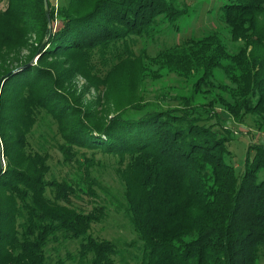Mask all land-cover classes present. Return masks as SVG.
<instances>
[{
	"label": "trees",
	"instance_id": "1",
	"mask_svg": "<svg viewBox=\"0 0 264 264\" xmlns=\"http://www.w3.org/2000/svg\"><path fill=\"white\" fill-rule=\"evenodd\" d=\"M48 5L49 13L45 0H6L0 9V264H69L68 258L117 264V243L90 232L107 215L105 205L89 212L72 205L73 196H97L98 189L122 196L120 208L142 244L140 264H258L264 143L250 144L241 174L227 156L232 120L255 115L264 130V0L219 6L233 48L214 27L155 55L150 44L180 33L196 6L181 0ZM138 39L147 42L139 53ZM128 61L134 65L124 68ZM170 73L186 81L195 76L191 88L143 96L149 79ZM133 74L137 85L124 78ZM78 76L86 79L81 87ZM122 84L127 99L118 97ZM91 86L104 87L100 109L83 93ZM40 118L58 124L64 162L78 164L62 179L48 177L50 152L31 145ZM82 149L118 156L116 192L94 173V158L78 157ZM73 240L80 241L76 255L62 257L60 247L56 258L48 253L51 243Z\"/></svg>",
	"mask_w": 264,
	"mask_h": 264
},
{
	"label": "rangeland",
	"instance_id": "2",
	"mask_svg": "<svg viewBox=\"0 0 264 264\" xmlns=\"http://www.w3.org/2000/svg\"><path fill=\"white\" fill-rule=\"evenodd\" d=\"M53 3H58V0H51ZM189 3L190 7L196 6V10H191L189 15L184 17L181 21L182 31L178 34H163L160 38H157L153 43L150 44L149 51L152 55L165 47L173 45L179 41H182L190 34L195 36H202L214 27L222 28L223 23L218 19V8L219 6L229 0H181ZM6 6V0H0V9ZM225 41L230 45L231 48L236 46L230 39V33L226 28L221 29ZM145 39L137 40V53L140 52L141 47L146 44ZM35 56V61L38 59ZM129 62V64H128ZM123 67L130 68L134 65L132 61H128ZM124 78H130L135 81L137 85V74L133 76H124ZM195 76H191L187 81L182 78H178L174 73L165 75L162 79H149L147 81V90L143 92V96L147 99L154 98L157 95H163L171 86L172 93H186L192 86ZM79 87L86 83V79L81 76L77 77L76 80ZM123 85V90L118 93V97L121 99H127L128 88L126 84ZM165 86V87H164ZM102 89H96L91 86L89 91H84L85 98L87 100L96 101V109L102 108L98 104V100L104 99ZM116 95L115 92H113ZM255 115H248L244 122H237L232 120L230 127L234 130V138L229 142L230 154L227 156V161L236 169L238 174L243 173L247 154L249 152V146L252 142H263L264 143V130L260 129L257 124ZM53 126H49L44 122V119L40 118V122L34 127L30 140L33 149L35 150H46L51 154L50 164L52 171L49 174V178L56 176L62 179L68 173L74 172L78 166L76 162L66 163L64 162L63 154L58 148V142L64 141V138L59 133L58 124L53 120L51 123ZM253 154V153H252ZM84 155V156H83ZM78 157L83 159L84 157L94 158L95 168L94 173L101 178L104 185L110 187L115 192L120 187L117 176L115 175V166L118 164V156L104 153L102 151L92 150H79ZM97 196H90L83 194L80 196L72 197V205L79 210L86 212L91 211L95 206L105 205L107 215L102 221L94 222L90 229V232L97 238H107L117 243L119 253L115 255L117 264H140L141 256V242L138 239L137 233L134 231L129 220L124 216L118 199H122L118 193V197H114L111 194L98 189ZM50 192V191H49ZM80 246L79 240L66 241L63 245L57 242L51 243L48 247V253L56 258L58 251L56 247H60L59 253L62 257L68 258V253L77 254ZM56 250H55V249ZM69 264H79L69 260ZM258 264H264V257L258 262Z\"/></svg>",
	"mask_w": 264,
	"mask_h": 264
},
{
	"label": "water",
	"instance_id": "3",
	"mask_svg": "<svg viewBox=\"0 0 264 264\" xmlns=\"http://www.w3.org/2000/svg\"><path fill=\"white\" fill-rule=\"evenodd\" d=\"M45 5H46V10H47V12L49 13L48 0H45ZM44 47H45V43H43V45L40 47L39 52L37 53V55H39V53L44 49ZM37 55H36V56H37ZM33 60L35 61V59H33Z\"/></svg>",
	"mask_w": 264,
	"mask_h": 264
}]
</instances>
